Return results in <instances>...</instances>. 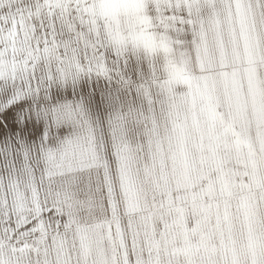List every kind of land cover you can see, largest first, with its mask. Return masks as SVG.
<instances>
[{
  "label": "snow or ice",
  "instance_id": "1",
  "mask_svg": "<svg viewBox=\"0 0 264 264\" xmlns=\"http://www.w3.org/2000/svg\"><path fill=\"white\" fill-rule=\"evenodd\" d=\"M243 65L264 66V0H0V264H179L169 247L183 208L156 154L141 169L134 147L152 132L143 100L177 83L206 101L242 164L227 168L225 140L210 139L201 163L226 197L221 260L197 248L184 264H264V81L252 88L258 152L234 89L226 114L213 94ZM171 158L190 183L179 135ZM191 206L206 212L195 195ZM172 210L157 239L147 225Z\"/></svg>",
  "mask_w": 264,
  "mask_h": 264
},
{
  "label": "crops",
  "instance_id": "2",
  "mask_svg": "<svg viewBox=\"0 0 264 264\" xmlns=\"http://www.w3.org/2000/svg\"><path fill=\"white\" fill-rule=\"evenodd\" d=\"M258 81H264V66L250 69L247 65H243L237 72L234 85L226 89L223 83L217 82L213 90V94L219 99L221 105L219 111L226 114V92H232L234 89V103L239 106L249 121L250 140L257 152L259 148L256 143L255 114L259 97L254 103L252 88ZM188 92V87L183 83L173 86L171 97L163 89L154 87L150 98L146 97L143 100L144 115L147 117L146 125L152 130L151 137L141 129L134 141V147L140 149L138 165L142 169L144 163L151 162L153 154H156V175L167 178V186L173 200L172 208L175 209L177 203L183 208L182 223L186 232L177 236L174 246L169 247V253L176 252L179 264H184L186 251L195 253L197 248L200 249V256L206 261L221 260L219 226L223 224L226 197L222 194L219 184L216 183L217 172L201 163L202 156L206 153L212 137L221 136L225 140L218 152L225 166L233 170H242V164L236 156L235 148L232 147V137H223V127L219 121L213 125L206 108V101L200 97L189 98ZM178 135L182 141L183 152L187 157V175L190 177V183L181 180L180 170L171 158ZM244 151L247 152L248 149L245 148ZM178 180H180L179 184ZM193 195L197 198V204L204 205L206 212L192 208ZM231 211L235 214V208ZM179 215L172 210L153 216L147 225L148 232L154 233L158 239L162 232L167 231L166 225H174ZM198 221L200 227L193 232L192 229L196 227ZM124 223H127V217ZM136 226L141 228L144 226L139 213L136 215ZM237 229L238 224L234 221V234ZM189 245H191L190 249Z\"/></svg>",
  "mask_w": 264,
  "mask_h": 264
}]
</instances>
